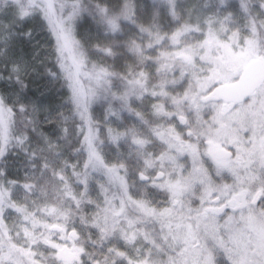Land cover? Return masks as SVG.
<instances>
[{
  "label": "snow or ice",
  "instance_id": "1",
  "mask_svg": "<svg viewBox=\"0 0 264 264\" xmlns=\"http://www.w3.org/2000/svg\"><path fill=\"white\" fill-rule=\"evenodd\" d=\"M0 264H264V0H0Z\"/></svg>",
  "mask_w": 264,
  "mask_h": 264
},
{
  "label": "trees",
  "instance_id": "2",
  "mask_svg": "<svg viewBox=\"0 0 264 264\" xmlns=\"http://www.w3.org/2000/svg\"><path fill=\"white\" fill-rule=\"evenodd\" d=\"M142 2H150V0H142ZM58 99H59V97H58L55 93H52V94H50V96H49V100H50V102L55 103V102L58 101Z\"/></svg>",
  "mask_w": 264,
  "mask_h": 264
}]
</instances>
